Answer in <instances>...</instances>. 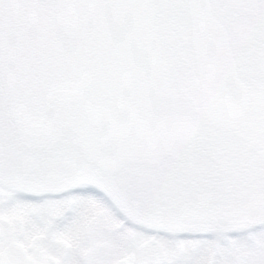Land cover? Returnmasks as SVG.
Returning a JSON list of instances; mask_svg holds the SVG:
<instances>
[{
  "label": "snow or ice",
  "instance_id": "6c2138e0",
  "mask_svg": "<svg viewBox=\"0 0 264 264\" xmlns=\"http://www.w3.org/2000/svg\"><path fill=\"white\" fill-rule=\"evenodd\" d=\"M217 5L264 0H0V264H264V172L240 217L236 147L192 146L201 118L175 87L197 74L227 123ZM184 9L187 34L156 17Z\"/></svg>",
  "mask_w": 264,
  "mask_h": 264
},
{
  "label": "flooded vegetation",
  "instance_id": "af4514ba",
  "mask_svg": "<svg viewBox=\"0 0 264 264\" xmlns=\"http://www.w3.org/2000/svg\"><path fill=\"white\" fill-rule=\"evenodd\" d=\"M211 14L237 62L236 76L246 92L243 111L218 126L201 106V77L195 73L179 76L175 87L198 103L200 129L192 146L216 133L226 134L235 145L236 151L227 158L223 173L231 180L238 198V214L247 217L248 210L258 206V183L264 172V74L260 71L264 67V9L256 5H217ZM156 17L161 23L179 18L186 34L191 28L192 14L187 9L158 11ZM190 46L191 40L186 38L185 47Z\"/></svg>",
  "mask_w": 264,
  "mask_h": 264
},
{
  "label": "water",
  "instance_id": "95a60500",
  "mask_svg": "<svg viewBox=\"0 0 264 264\" xmlns=\"http://www.w3.org/2000/svg\"><path fill=\"white\" fill-rule=\"evenodd\" d=\"M222 34H223V36L225 38V34L224 33H222ZM201 82H202V100H201V104H202V107L205 110V112L210 117H212V114L210 112V107H209V93H208L207 87L204 84L202 78H201ZM184 96L190 101L192 106L199 113L198 104H197L195 98L193 96H191V95H184ZM233 96H234V100L231 102V104L229 106V109H228V111H229L228 120L236 117L237 115H239L243 111V108H244V105H245V101H246V93H245V91L243 89L242 83L239 81L237 76L235 77V80H234Z\"/></svg>",
  "mask_w": 264,
  "mask_h": 264
},
{
  "label": "rangeland",
  "instance_id": "374dc122",
  "mask_svg": "<svg viewBox=\"0 0 264 264\" xmlns=\"http://www.w3.org/2000/svg\"><path fill=\"white\" fill-rule=\"evenodd\" d=\"M257 210H258V206L255 208V209H252V210H248V212L246 213L247 214V217H250V216H253L257 213ZM240 217H242V215H239ZM213 250L217 253H220V252H223L225 249H224V241H223V238L220 237L215 245H214V248Z\"/></svg>",
  "mask_w": 264,
  "mask_h": 264
}]
</instances>
